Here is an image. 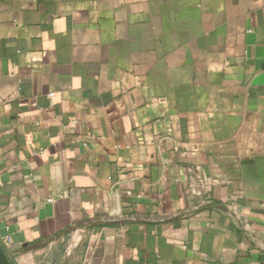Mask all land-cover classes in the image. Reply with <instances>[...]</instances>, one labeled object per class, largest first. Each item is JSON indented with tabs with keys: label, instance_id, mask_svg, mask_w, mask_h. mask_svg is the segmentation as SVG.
<instances>
[{
	"label": "crops",
	"instance_id": "crops-1",
	"mask_svg": "<svg viewBox=\"0 0 264 264\" xmlns=\"http://www.w3.org/2000/svg\"><path fill=\"white\" fill-rule=\"evenodd\" d=\"M0 241L264 264V0H0Z\"/></svg>",
	"mask_w": 264,
	"mask_h": 264
},
{
	"label": "water",
	"instance_id": "water-1",
	"mask_svg": "<svg viewBox=\"0 0 264 264\" xmlns=\"http://www.w3.org/2000/svg\"><path fill=\"white\" fill-rule=\"evenodd\" d=\"M0 264H13L0 241Z\"/></svg>",
	"mask_w": 264,
	"mask_h": 264
},
{
	"label": "built area",
	"instance_id": "built-area-1",
	"mask_svg": "<svg viewBox=\"0 0 264 264\" xmlns=\"http://www.w3.org/2000/svg\"><path fill=\"white\" fill-rule=\"evenodd\" d=\"M49 200H52V198H50ZM7 242L9 243L10 242V239H7Z\"/></svg>",
	"mask_w": 264,
	"mask_h": 264
}]
</instances>
